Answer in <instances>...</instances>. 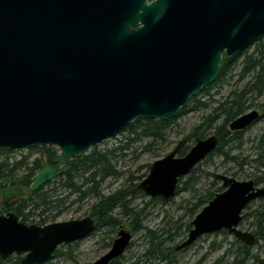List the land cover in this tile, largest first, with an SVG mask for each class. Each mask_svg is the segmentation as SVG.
I'll return each mask as SVG.
<instances>
[{
	"label": "water",
	"instance_id": "1",
	"mask_svg": "<svg viewBox=\"0 0 264 264\" xmlns=\"http://www.w3.org/2000/svg\"><path fill=\"white\" fill-rule=\"evenodd\" d=\"M264 39V0H0V148L57 147L30 188L2 193L5 207L40 190L68 159L119 135L139 119L170 121L220 75L231 60ZM259 117L246 113L237 131ZM219 143L216 136L182 139L133 190L172 199ZM224 191L197 214L186 249L200 238L227 231L253 246L240 229L250 202L264 197L254 180L216 174ZM95 220L24 223L14 212L0 216V257L23 255L21 264H44L59 247L95 231ZM133 240L122 227L111 248L93 264L121 258Z\"/></svg>",
	"mask_w": 264,
	"mask_h": 264
},
{
	"label": "trees",
	"instance_id": "2",
	"mask_svg": "<svg viewBox=\"0 0 264 264\" xmlns=\"http://www.w3.org/2000/svg\"><path fill=\"white\" fill-rule=\"evenodd\" d=\"M237 67H241L239 75L241 80H245L249 77H251V79L245 82L241 89L233 90L223 101L218 102L215 106L213 102L214 96L218 94L219 91L216 90V92L211 94L212 91L217 88H222L229 82L232 73ZM263 91L264 39L255 44L253 51H251L250 47L231 60H223L220 75L217 80L205 88L199 96L193 97L188 107L181 110L179 115L173 120L139 119L131 123L121 133H128L129 142L142 141L146 143L145 149L154 150L157 146L161 145V143L166 144L169 142V132L180 118L190 113L205 111L207 114L200 119L201 122L195 124L190 132L185 134L184 139L187 140V144L181 154L182 156L185 155L198 138L208 137L210 135V130L215 128L220 144L217 150L206 159L209 161L216 155L222 154V150L228 142L241 138L243 132H230L228 126H230L234 119L245 114L252 107V101H249L250 98L248 97L250 93L253 92L259 95L262 94ZM259 107L264 111V104H260ZM261 142L263 143L264 140L262 139ZM41 149L45 150L47 164H41L39 161L35 162L31 171L25 176L18 177V174L25 169L27 158L16 161L13 164H11L9 160L0 163L1 195L4 190L16 186L23 187L24 189L30 188L33 178L41 168L46 165H55L54 158L58 155L57 149L55 147H44ZM14 152L16 151L0 148V155ZM200 165L194 168L189 176L181 180L176 196L182 192L191 191L196 185L202 171ZM66 167L67 169L65 170L64 167L63 171L56 179L48 182L40 190L26 197L18 198L14 200L8 208L2 207V209H4L5 212H14L26 224L34 223L43 226L53 221L55 222L65 211H68L77 203L86 201L93 195L97 199L91 208L90 214L96 222L94 233L104 228L108 229L105 232L106 235H108L106 239L109 237L111 241L105 244L106 248L112 246L113 238L111 236L117 233L119 227L123 226L124 218L130 217L133 219L131 227L134 232L146 229L143 226H139L138 223L140 220L138 217H140V215L138 213L135 214L133 208L130 207L132 199L142 194V192L139 191L133 192L137 187L134 181L139 178H131L130 180L133 181V184H130L127 190H118L110 196H104L100 192L101 183L103 181L119 174L113 167L110 152L98 151L95 146L91 152L69 159ZM262 168L261 176H257L254 179L257 185L264 184V166ZM207 176L213 177L214 180L209 183L203 192L194 198V202L190 204L188 213L185 215V217H188L187 223H184L183 220L182 223L176 227L177 231L174 235L170 234L168 239L162 241V238L157 236L155 231L148 230L149 241L145 245L143 252L144 257H153L162 261L169 260L171 263L176 261V254L190 248L188 247L180 251L176 250V247L187 238L188 233L193 228L192 222L197 214L200 213L218 193L224 190L223 186H220L221 182L215 178V174L210 173L207 174ZM134 193L135 195H133ZM128 196L134 197L128 199ZM173 199L174 198L169 200L151 198L150 201L168 204L173 202ZM251 207L252 204L248 205L246 209H250ZM117 210H119L118 213L116 212ZM254 214L257 216L255 233L258 236L256 242V244H258L260 240L264 241V205L259 207ZM1 215L2 212H0V216ZM220 233L227 232L222 231ZM106 239L104 238V240ZM178 239L181 241L176 246H169L166 243L167 241L174 243ZM132 243L128 250L133 246ZM74 244L61 246L55 252L53 258L64 256L73 258ZM214 246L215 243L213 244V247ZM227 253L232 255L231 258L233 260L230 264H248L250 260H257V263H261V258L258 255L259 253H255L253 247L237 240L230 243V248ZM123 257L124 256H122V258ZM21 259V256H11L8 259H2L0 257V264H21ZM139 262L140 259L137 263ZM120 263L121 260L119 259L112 264Z\"/></svg>",
	"mask_w": 264,
	"mask_h": 264
},
{
	"label": "rangeland",
	"instance_id": "3",
	"mask_svg": "<svg viewBox=\"0 0 264 264\" xmlns=\"http://www.w3.org/2000/svg\"><path fill=\"white\" fill-rule=\"evenodd\" d=\"M255 44L251 46V51L254 50ZM239 75L240 67H237L232 73L229 82L222 88H217L212 91L211 94L216 92V90L219 91L218 94L214 96L213 102L215 106L218 102L223 101L233 90L241 89L243 84L251 79V77H249L245 80H241ZM248 97L250 98L249 101L254 102L253 107L248 111H258L260 118L245 130L240 139L228 142L223 148L222 154L216 155L209 161L205 159L206 161L204 160L201 165L199 164L202 171L198 177L199 181L191 191L180 193L178 196L174 197L173 202L168 204L152 202L150 201L151 197L144 193L132 199L130 207L133 208L135 214L138 213L140 215V217H138L140 220L138 224L139 226L145 227L147 230L143 229L134 232L131 227L133 219L130 217L123 219V226L131 230L134 239L131 249L126 251L123 258H120V264H230L232 262V255H229L227 251L230 248V243L237 239L234 235L229 233H216L200 238L189 249L176 254V261L171 263L169 260L162 261L153 257H144L143 252L146 243L149 241L148 230L155 231L157 236L161 237L163 241L168 239L170 234L174 235L176 233V227L180 225L183 220L184 223H187L188 217H185V215L188 213L190 204L194 202V198L203 192L209 183L214 180L213 177L207 176V174L212 173L215 175L222 174L232 176L239 181L254 180L257 176H261V170L264 166V142H261L262 138L264 139V111L259 105L264 103V91L259 95L252 92ZM205 114H207V112L202 111L199 113H190L180 118L169 132V142L166 144L161 143V145L157 146L154 150L145 149L146 143L142 141L129 142L128 133H120L118 136L97 145L96 148L98 151L110 152L113 167L119 172L117 176L108 178L101 183V194L110 196L118 190H127L130 184H133V181L130 180L133 177L139 178L134 181V184L139 185L149 175L150 165L166 157L175 146L184 139L185 134L190 132L195 124L201 122L200 119ZM261 116L263 117L261 118ZM214 131L215 128H212L209 133L211 134ZM194 144H192V146ZM93 148H95V146L87 153L91 152ZM57 153H60L59 149H57ZM24 158H27V165L25 169L18 174V177L27 175L37 161L44 165L47 164L45 150L41 148L30 151L24 150L11 154H1L0 163L9 160L10 163L13 164ZM57 166L59 167V165ZM66 169L67 167L65 166V170ZM220 186H222V183ZM260 186L264 187V184ZM133 195H135V193ZM132 197L134 196H128V199ZM1 201L2 195L0 192V202ZM96 201V197L92 195L86 201L77 203L71 209L65 211L55 222L80 220L90 216L91 208ZM263 205L264 200H258L250 209H245L242 213L244 218L240 223V229L242 231L255 232L257 216H255L256 214L254 213ZM2 207V204H0V212L4 215L6 212ZM116 212L118 213L119 210ZM55 222L53 221L52 223ZM107 230V228H104L96 231L88 238L75 243L73 246V258H69L68 256L53 258L44 264H93L109 250V248L105 247V244L111 241L109 237L106 239L108 235H106L105 232ZM119 230L120 227L117 233L112 236L110 235L113 241L116 239ZM104 238L106 240H104ZM180 241L181 240L178 239L174 243H171V241H167L166 243L169 246H176ZM239 242L244 243L242 241ZM214 243L215 246L213 247ZM253 248L255 253H259L258 255L261 258V263H257V260H250L248 264H264V241L260 240ZM14 257H16V255ZM139 259L140 262L137 263Z\"/></svg>",
	"mask_w": 264,
	"mask_h": 264
},
{
	"label": "bare ground",
	"instance_id": "4",
	"mask_svg": "<svg viewBox=\"0 0 264 264\" xmlns=\"http://www.w3.org/2000/svg\"><path fill=\"white\" fill-rule=\"evenodd\" d=\"M240 68H241V67H240ZM240 70H241V69H240ZM245 114H246V113H245ZM243 115H244V114H243ZM241 116H242V115H241ZM239 117H240V116H239ZM262 117H263V116H261V118H262ZM237 118H238V117H237ZM237 118H236V119H237ZM234 120H235V119H234ZM234 120H233V121H234ZM233 121H232V122H233ZM254 122H255V121H254ZM254 122H253V123H254ZM253 123H252V124H253ZM252 124H251V125H252ZM251 125H250V126H251ZM250 126H249V127H250ZM245 130H246V129L234 131V130L229 129L230 132H243V133L245 132ZM211 136H216V137H218L217 134H216V130H215L213 133H211L208 137H211ZM218 139H219V137H218ZM262 139H263V138H262ZM263 140H264V139H263ZM219 142H220V141H219ZM219 144H220V143H218L217 148L219 147ZM217 148H216L212 153H210V154L207 156V158L210 157V156H211V155L217 150ZM258 186H260V185H258ZM258 200H264V197H261L260 199L253 200L252 202L249 203V205H251V204H252V205L255 204V202H257ZM248 233L253 234L254 237H255V239H256V242H257V239H258L257 234H256L255 232H254V233H253V232H248ZM236 239H237V238H236ZM237 240H238V239H237ZM238 241H239V240H238ZM256 242H255V244H254L253 246L256 245ZM178 246H179V245H178ZM178 246H177V247H178ZM253 246H251V247H253ZM177 247H176V250H177ZM190 247H191V246H190ZM127 250H128V249H127ZM127 250H126V251H127ZM177 251H178V250H177ZM125 253H126V252H125ZM121 258H122V257H121ZM119 259H120V258H119ZM119 259H117V260H119ZM117 260H115V261H117ZM112 263H113V262H112ZM112 263H111V264H112Z\"/></svg>",
	"mask_w": 264,
	"mask_h": 264
},
{
	"label": "flooded vegetation",
	"instance_id": "5",
	"mask_svg": "<svg viewBox=\"0 0 264 264\" xmlns=\"http://www.w3.org/2000/svg\"><path fill=\"white\" fill-rule=\"evenodd\" d=\"M263 104H264V103H263ZM253 105H254V102H252L251 106L253 107ZM253 111H256V110H253ZM250 112H252V111H250ZM246 113H249V111H247ZM258 113H259V112H258ZM259 118H260V115H259L258 119H259ZM258 119H257L255 122H257ZM255 122H254V123H255ZM254 123H253V124H254ZM253 124H252V125H253ZM248 128H249V127H248ZM246 129H247V128H246ZM55 167H57V166H55Z\"/></svg>",
	"mask_w": 264,
	"mask_h": 264
}]
</instances>
